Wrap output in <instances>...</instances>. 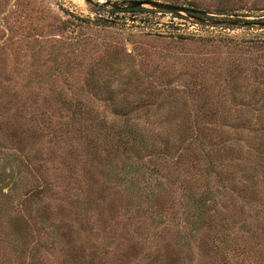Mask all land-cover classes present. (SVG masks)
<instances>
[{
    "label": "rangeland",
    "instance_id": "1",
    "mask_svg": "<svg viewBox=\"0 0 264 264\" xmlns=\"http://www.w3.org/2000/svg\"><path fill=\"white\" fill-rule=\"evenodd\" d=\"M104 1L0 0V201L17 229L7 246L10 227L0 231V264H264V234L251 230L226 261L210 232L179 253L183 208L177 189L160 192L153 164L130 166L121 147L105 155L47 126L68 118L69 102L96 118L171 115L145 108L175 90L190 116L223 117L238 102L231 88L264 85V0H164L204 9L203 19ZM124 96L134 108L115 112Z\"/></svg>",
    "mask_w": 264,
    "mask_h": 264
},
{
    "label": "trees",
    "instance_id": "2",
    "mask_svg": "<svg viewBox=\"0 0 264 264\" xmlns=\"http://www.w3.org/2000/svg\"><path fill=\"white\" fill-rule=\"evenodd\" d=\"M115 10L163 9L138 6L112 9ZM125 77L129 79V72ZM229 92L231 99H238L237 105L223 104L225 114L219 119L216 116L199 118L197 112L190 116L187 100L175 90L169 91L154 108H145V111L172 112L171 115L96 118L81 112L93 108L87 103L69 102L63 106L70 111L68 118L52 124L49 120L47 126L53 129L56 126L54 130L61 138L69 132L64 141L75 137L78 143L83 137L84 142L100 148V153L105 155L113 151L110 149L121 147L130 166L141 163L148 168L153 164L157 182L163 184L160 192L167 191L172 196L177 189L183 208L184 215L177 223L183 228L175 230L181 237V242L177 243L178 252L182 247L192 250L190 241L195 233L202 231V235H206L210 232L215 257L226 261L229 250L241 248L243 251L245 248L240 245L246 239L242 235L244 231H258L257 236L264 234V85L250 88L236 85ZM129 102L124 96L114 101L111 108L115 112L132 110L134 106ZM145 172L146 169L141 171L140 176L148 177ZM137 178L132 172H124L123 179L134 182ZM150 190L153 193L155 188L150 187ZM30 191L39 190L32 187ZM2 194L8 197V193ZM2 203L0 201V223L3 225L0 231H4L5 226L10 227V232H5L7 246L8 242H15L17 229H13V217L3 209ZM245 215H250V221ZM237 223L238 231L231 235L228 227ZM173 253L169 261L177 260ZM3 256H7L6 251L1 253L0 259ZM4 262L3 259L1 264Z\"/></svg>",
    "mask_w": 264,
    "mask_h": 264
},
{
    "label": "water",
    "instance_id": "3",
    "mask_svg": "<svg viewBox=\"0 0 264 264\" xmlns=\"http://www.w3.org/2000/svg\"><path fill=\"white\" fill-rule=\"evenodd\" d=\"M87 1L93 2V0ZM103 3L110 4L114 9L132 8L148 5L153 8L168 10L176 14L184 12L183 14L197 19H203L202 16L206 13V10L204 9H199L196 7L164 0H105Z\"/></svg>",
    "mask_w": 264,
    "mask_h": 264
}]
</instances>
